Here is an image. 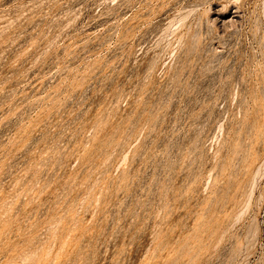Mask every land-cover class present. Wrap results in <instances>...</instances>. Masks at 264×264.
<instances>
[{
  "label": "rangeland",
  "instance_id": "374dc122",
  "mask_svg": "<svg viewBox=\"0 0 264 264\" xmlns=\"http://www.w3.org/2000/svg\"><path fill=\"white\" fill-rule=\"evenodd\" d=\"M0 264H264V0H0Z\"/></svg>",
  "mask_w": 264,
  "mask_h": 264
}]
</instances>
